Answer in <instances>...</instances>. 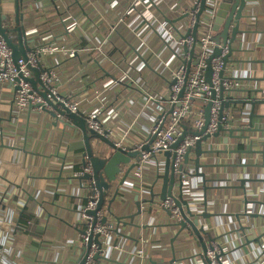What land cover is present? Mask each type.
I'll list each match as a JSON object with an SVG mask.
<instances>
[{"label": "crops", "instance_id": "crops-1", "mask_svg": "<svg viewBox=\"0 0 264 264\" xmlns=\"http://www.w3.org/2000/svg\"><path fill=\"white\" fill-rule=\"evenodd\" d=\"M249 1L251 2L250 19H247V23L252 31L237 42L239 46L235 48L236 51L231 59L236 61L232 70L240 77L241 82L236 99L264 101V0ZM2 2L3 13L11 15L12 0ZM52 2V0H36L33 5L28 1L24 4L20 3V13L24 17L23 24L28 30H36L33 35L35 38L37 33L43 35L40 40L55 41L61 36L60 15ZM172 3H178V0H173ZM181 3L184 4L185 0ZM60 7L62 8L61 5ZM74 14L79 28L63 35L62 39L57 41L58 44L79 45L83 48L88 40L103 41L108 37L96 16L92 14L83 16L78 9ZM157 14L160 15L158 12ZM118 34L131 38L123 27L118 28ZM162 43L163 41L152 33L147 41V48L138 44L134 49L142 53L147 64L151 66L152 53L160 52ZM110 48V44L104 42L105 51H109ZM238 49H242V52L238 53ZM111 51L115 53L114 49ZM131 54L130 52V56ZM90 58H93V55L86 50L79 54L76 61L64 60L58 65L57 72L60 77L58 91L63 95L79 93L81 95L79 107L82 111L101 106L104 111L103 118L111 117L108 124L124 127L131 125L130 143H124L127 147L132 146L146 135L150 124L151 106L145 103V95L153 92L161 97L165 96L168 93L165 83L146 65L142 72H135L131 76L133 83L128 87L122 85L111 89L107 96L99 100L103 81L98 80L97 66ZM119 59L120 55L114 56V61ZM46 63L49 65L50 61L46 60ZM13 95L14 90L8 83L0 84V209L2 210L0 221L6 219L10 224L8 226L0 222V230L3 232L0 233V243L8 242L5 237H10L11 242L15 243L8 259L12 263L8 264H74L75 247L67 243L69 241L80 243V241L75 229L65 223H74L79 209L82 208L79 198L82 194L78 191L79 183L78 186L77 182L65 179L70 175L62 172L61 181L58 177L62 165H65V168L70 166L75 168L80 163V154L83 152L82 138L77 131L65 127L60 122L56 124V120L51 115L47 113L38 115L34 109L31 111L26 109L13 125L9 121L13 108ZM233 108L238 110L233 113L234 123L238 125V129H247L245 120L249 107L238 104L230 106L231 110ZM254 113L264 116V105L255 107ZM113 114H116V117H113ZM152 114L155 115V112L153 111ZM261 126L264 127V119L262 121L258 118L253 119L252 128ZM110 129L116 131V127ZM15 130L24 136L20 138L19 151L5 147L9 145L8 142L5 143L6 145L2 144V139L5 140L9 136L7 133H13ZM235 135L250 137V140L254 141V150L264 147V134L256 135L261 137L259 139L245 131H238ZM223 137H226L225 132L220 134V140L215 139L211 143L216 142L217 149L225 150L227 146L226 151L243 152H235L231 155L218 152L216 153L218 156L210 158V164L213 166L206 170L210 180L207 186L213 187L206 192L207 212L210 213V218L203 220L201 228L211 236H220L219 244L223 248L225 264H264V249H262L264 227L256 220L251 221L242 212L243 189L232 188L240 185L239 179H264V159H258L255 154H244V151L251 148L248 140L232 139L224 145L221 139ZM91 143L93 149L97 150L98 143L93 140ZM192 158L194 159L195 156ZM192 169L193 166L190 164L188 170L191 173ZM129 180L133 181L132 174L127 182ZM185 180L192 191L195 187H202L200 178L187 176ZM136 183V189L126 187L128 188L126 196L131 197L114 207L113 213L122 220V223L129 224L120 225L121 235L113 236L111 239V243L122 247V252L118 259L114 260L115 262H101V264H138L140 260L133 261L131 254L137 248L140 239L144 240L148 249L147 255L152 259V253L166 254L169 261L167 264H170L171 250H174L173 258L176 261H172V264H202L201 257L199 258L202 253L201 244L190 237L186 230L177 236L176 228L167 227L170 217L165 211L160 210L157 203L154 206L144 204L141 215L132 218L136 214L132 202L133 196L137 199L139 191L141 197L145 196L146 193L142 191L145 186L148 187L146 183L139 181ZM245 186L248 200H264V182L245 183ZM257 188L260 189V194L255 192ZM183 198L188 199L189 196L184 195ZM106 202L107 207L109 201ZM250 210H254V205H248L247 211ZM259 212L263 214L264 208L261 207ZM228 214H234L237 218L230 219ZM133 222L138 223L139 226L134 225ZM237 229V234L235 232L229 234ZM241 229L246 231L245 235ZM256 231L263 233L259 242L261 244L253 242L244 246L245 239L249 242L255 239ZM227 233L228 235L224 237ZM240 234H243L242 237L238 236ZM202 239L204 244L209 246L208 240L205 237ZM159 254L152 262L160 263L165 259Z\"/></svg>", "mask_w": 264, "mask_h": 264}, {"label": "built area", "instance_id": "built-area-1", "mask_svg": "<svg viewBox=\"0 0 264 264\" xmlns=\"http://www.w3.org/2000/svg\"><path fill=\"white\" fill-rule=\"evenodd\" d=\"M25 1H28L33 5L36 0H21L20 3L24 4ZM52 1V4L56 7L60 15L59 25L62 30L60 38L55 41H46V39L40 40L43 35H40L39 33L36 34L35 38L33 35L36 33V30H28L23 24V17L22 25L25 32L22 42L27 43L30 50L26 53L27 61L24 62L23 60H18L17 63H15L12 58L11 49L6 45L5 41L0 38V84L8 83L9 87L14 90L12 99L13 108H11L9 121L15 125V122L21 118L26 109H30V111L31 109H34L38 112V115L44 113L41 106L37 105H44L47 110L53 111L51 107L46 105L41 96L32 89L30 83L26 81L32 77V73L27 68V65L38 68L41 71L40 81L42 85L49 90V101H55L62 105L65 109L73 113L80 114L86 120L88 129L99 135L105 136L107 139H110L117 148L129 149L140 153L141 157L138 161V165L131 173L133 181L129 180L124 185L119 187L121 196L117 197L116 203L121 202L123 199L126 201L131 197L126 196L127 190L128 188L136 189V181L146 183L148 186H145L142 191V193H146L144 194L145 196L141 197L139 191L137 199H148L149 189L152 188L155 181H161L160 179L162 177L165 164V157L162 153L168 151L184 132L188 133L184 137V140L173 151L175 154L174 166L177 169L178 166L183 164L184 156L188 149L193 148L196 143L201 140L202 136L193 135L191 133L200 132L204 126V111L206 105L209 102L212 103L210 108V122L205 131L206 135L212 136L217 131L218 117L222 106V100L219 99L220 90H224L225 96L231 99L230 101H238V99H236V94L239 93L238 87H240L241 82L239 79L240 77L235 75L232 70L236 61L231 60L232 55L235 52L229 57V63L224 64L223 58L229 51L228 43L217 46L213 41V18L219 3L223 1L205 0V9L199 16V28L195 43L193 42L191 33L193 26L197 22V13L201 7V0H185L184 4L181 3L182 0H178V3H172L173 0ZM250 5L251 2L247 1V7L244 11L247 19H250ZM76 9H78L83 16L88 14L96 16L108 37L103 39V41L88 40L87 45L83 48L79 45L70 46L66 44H58L57 41L61 40L63 35L70 34L79 28L74 14ZM157 12L161 16L158 15ZM183 16L185 17L183 18ZM247 19L245 22L241 23L240 28L252 31L249 28L250 26L247 23ZM173 20L175 21L172 22ZM169 21H171V23H169ZM10 26L11 23L9 21L4 23V27L8 28ZM119 27H123L125 31L131 35V38L129 39L123 34H118ZM152 33L158 36L163 43L160 52L152 53V57L150 59L152 65L150 66L147 64V61L144 59L142 53L138 52L137 49H134V46L139 44L142 47L147 48V41ZM243 37L244 36H241V38ZM10 38L14 40L15 35L11 33ZM241 38H239L238 41H240ZM104 42L110 44L111 46L110 50L107 52L104 49ZM237 42L232 43L231 47L233 49L236 47L238 48L239 43ZM216 47L220 49V55L211 60L212 87H209L204 78L206 60L213 53V49ZM112 49H114L115 53H112ZM191 49H194L193 55L190 54ZM86 50L93 55V58L90 59L95 61L94 63L97 66L96 70L98 80L103 81L101 84L102 91L98 96L99 100H101L102 97L107 96L109 94V90L111 89L122 85L124 87H128L133 83L131 76L135 72H142L146 65L150 67L159 78L163 79L165 83V89L168 92L165 96L161 97L153 92H148L145 95V103L150 104L151 106V112L149 115L150 124L146 135L139 142L133 144L131 143L132 146L127 147L124 143L129 142L132 131L131 125L124 127L121 125L117 126L116 124H108L111 117L104 116L105 119L103 118L104 111L101 106L91 108L87 111H82L79 107L81 102V95L79 93L63 95L58 91L57 85L60 80L57 72L58 65H60L64 60L76 61L79 54L85 52ZM130 52L132 53L131 56ZM116 55H120V59L118 61H114V56ZM46 60L50 61L49 65L46 63ZM193 60H197V65L194 69L189 71L187 80H185L188 71V63H192ZM16 64L19 68H17ZM20 74L21 78L19 77ZM17 79H19L18 82L16 81ZM183 88V96L179 98V94ZM231 89L235 91H230ZM212 90L215 92L214 100L211 99ZM196 101H201L204 104V107L197 106L195 104ZM153 111L155 112V115L152 114ZM231 111L232 110L230 108L224 111V119L229 118V113L231 114ZM140 113L143 115L142 112ZM112 116L116 117V114H113ZM55 120L57 124L60 122L61 118L58 116ZM245 121H247V119ZM112 127H116L115 132L110 129ZM234 127L238 128V125L234 123ZM224 128L227 129L228 125L224 124ZM1 133L3 137V132ZM7 134H9V136L5 140L2 139V144L6 145L5 143L8 142L9 145L5 147L13 150H20V138H24L22 133L15 130L13 133ZM154 137H156L155 140L151 141ZM214 140V138L205 142L201 140L203 151H211L212 149L215 151L221 150L216 148V142L211 143V141ZM144 147H149V151H144ZM253 147H255L254 141ZM194 156L195 154L191 151L189 155L190 164L193 163L195 158L193 159L192 157ZM212 156L218 155H204L202 156L201 161L203 163H210V158ZM256 157L259 159L258 156ZM81 159L82 154H80V163L77 164L75 168L70 166L69 168L63 167L61 169L62 172L70 175V177H72L71 180L77 182V185L78 178L84 175H89L90 177L93 175L91 165L87 163L83 166ZM188 166L189 165L185 166V169L188 173H191L190 170H188ZM183 178L184 188L181 192L182 197H184V195L189 196L188 199H183L189 202L191 212L197 216L203 212L202 203L204 191L202 190V187H195L194 191H192V188L189 189L185 180L187 175H183ZM92 182L93 179L91 178L87 181V184L83 186L84 188H78V191L82 194V196L79 197L81 203H83L84 200L85 205L84 208L81 205L82 208L79 209L74 223L70 224L65 221V224L68 227L75 229L78 233V239L80 241V243L78 241H69L67 243L69 246L75 247L76 259L74 264H76L78 256L82 253L81 247L86 246L88 237L91 234L93 236L97 234L99 235V239L102 243V249L99 250V247L92 243L90 248L86 250L87 257L85 264H101V262L112 263L111 261H114L115 259L117 260L118 256L122 252V247H120L119 244L114 245V243H111L113 236L121 235L120 225L123 223L118 226L117 233V223L110 214L108 206H105L107 204L106 201L110 198L106 199L104 206L96 212V216L91 217L87 214L88 211L96 209L99 199L98 191L95 189L92 190L89 187ZM157 188L158 191H156ZM259 190L260 189H258V192L260 194ZM153 192H160V184L154 187ZM179 193V191H174L173 195L177 196ZM156 203L161 208L160 210H170L172 212V215L170 216L171 222L180 221L182 219L178 208L174 206L172 198H167L164 202L155 199L152 206ZM260 210L261 208H259V210L254 209L253 211H247V213H260ZM1 211L2 210L0 209V212ZM112 211L114 212V206ZM104 218H106V222L102 223ZM0 222L4 225H10L7 223L6 219L1 220ZM133 224L139 226L138 223L133 222ZM10 229L12 231L14 230L13 228ZM83 231L85 234H82ZM0 233L3 234L1 230ZM238 236L242 237L241 234ZM5 239L8 240V242L0 243V264L12 263V261L8 259L15 243L11 242L10 237H5ZM262 249H264V245L262 246ZM147 251L148 249L145 247L144 240L140 239L137 243V248L131 254L132 260H140L138 264H167L169 262L166 258V254H159L158 252L152 253L151 257L154 259V257L159 254L165 259L161 260L160 263L152 262L153 259L147 255ZM97 252L101 257L98 262L94 260V256ZM220 253H222L221 248L214 244L213 249L209 250L205 257L211 262V264H225L224 256H219ZM171 255L172 261L175 262L176 259L173 258L174 250H171ZM172 261L170 264H172ZM200 261L203 264L201 258Z\"/></svg>", "mask_w": 264, "mask_h": 264}, {"label": "water", "instance_id": "water-1", "mask_svg": "<svg viewBox=\"0 0 264 264\" xmlns=\"http://www.w3.org/2000/svg\"><path fill=\"white\" fill-rule=\"evenodd\" d=\"M3 0H0V38H2L6 45L11 49L12 51V58L15 63H17L18 60H23L24 62L27 61L26 58V53L30 50L27 43L22 42V38L24 36V27L22 25L23 22V17L22 14L20 13V2L21 0H12L13 3V11L11 15H7L3 13ZM247 1L249 0H228L226 2H220L219 6L214 14L213 18V25H212V32H213V41L215 44L218 45H225L228 43L229 46V51L228 54L223 58L224 64L229 63V57L234 53L236 50L231 47L232 43L237 42L241 36H246L250 34V31H247L246 29H241V23L245 22L247 17L244 14V11L247 7ZM205 9V0H201V7L199 12L197 13V22L192 28V38L193 42H196L197 39V32L199 28V16L202 13V11ZM185 16H183L184 18ZM9 21L11 23L10 27H4V23ZM173 20L172 22H174ZM171 23V21H169ZM13 33L15 35V39L13 40L10 38V34ZM186 51V49H185ZM242 50H238V53H241ZM190 54H194V49L190 50ZM220 55V49L218 47L213 49V53L208 57L206 60V68L204 72V78L206 83L209 85V87H212V68H211V60L217 56ZM255 64V63H254ZM197 65V60H193L192 63H188V71L185 77V80H187L189 71L191 69H194ZM17 68L18 65L16 64ZM27 68L30 70L32 73V77L27 79L34 91H36L43 101L48 105L49 107L52 108L53 111L47 110L44 105H37L41 106V109L44 113H47L51 115L52 118H57L58 116L61 118L60 123L64 124L65 127L70 128L73 131H77L81 138H82V143H83V152H82V159L81 163L82 165H86L89 163L92 167L93 170V175L90 177L89 175H84L80 178L77 179L79 185L81 188H84L85 184H87V181L89 179H93V182L90 183V189H95L99 193V199L97 202V206L95 210L88 211V215L91 217L96 216V212L100 210L106 201V199L110 197L109 201V206L108 210L110 211V214L114 218V220L117 223L116 227V232L118 233V226L122 224V220L118 218L114 213H113V206L115 207L116 205H120L125 201L123 199L119 203H115L117 197L121 196V193L119 191V187L124 185L127 180L130 178L131 173L134 171V169L138 165V161L140 160V153L131 151L129 149H122V148H117L113 141L110 139H107L105 136L99 135L92 130L88 129L86 120L80 115L73 113L67 109H65L62 105L58 104L55 101H49L48 95H49V90L45 88L41 81H40V74L41 71L38 68L31 67L30 65H27ZM221 75V74H220ZM21 78V74L19 75ZM222 78V77H221ZM251 80V79H250ZM257 80V79H256ZM17 82L19 79L16 80ZM230 91H235L231 89ZM246 91V90H245ZM247 93L249 91H246ZM184 93V88L181 90L179 94V98L183 96ZM212 96L211 99H215V92L212 90L211 91ZM219 99L222 100V106L219 112V117H218V128L216 133H214L212 136L206 135V129L207 125L210 122V108L212 103L209 102L204 111V126L202 127L201 131L198 133H191L193 135L197 136H202L201 140L202 141H207L211 138L218 139L220 140V134L225 132L226 137L221 138L222 139V144L227 145L229 140H248L249 141V146L251 147L250 150L244 151V154H255V156H258L260 159H264V148L261 150H253V141L250 140V137H245V136H237L235 133L238 131H245V132H250L252 136L259 135V134H264V127H256L252 128V122L253 119L258 118L260 121L264 119V116L262 115H256L254 113V108L256 105H261L264 103V101H254V100H241V101H230L231 99L227 98L225 96V92L223 89L220 90L219 93ZM241 105V106H248L249 109L247 110V129H238L234 127V120L233 117L235 114L234 112H238L237 109H232V114H230L229 118L224 119V111L230 108L231 105ZM32 108V107H30ZM224 124L228 125V128H224ZM255 133L256 135H254ZM187 132H184L183 135L178 138V140L169 148L168 151L162 153V155L165 157V164H164V170L163 174L161 177V181H155L154 185L152 186L151 189H149V196L148 199H141L138 200L133 196L132 202L134 203V206L136 208V214L132 216V218L137 217L141 215L142 213V205L143 204H152L155 199L164 202L167 198H172L174 201V206L178 208L179 214L181 216L180 221H170L167 224V227L169 228H176L178 229L176 234L179 236L181 232L186 230L189 234L190 237L194 238L201 244V249L202 253L199 255L201 257V260L203 264H211V262L206 259V253L209 250L213 249V245H218L221 248L222 253H220L219 256H224L223 248L219 244V239L220 236H211L209 233H205L204 229L201 228V225L204 223L203 220H206L210 218V213L207 212V198H206V192L213 187L207 186V183L210 181L207 177L206 170L212 168L213 164L210 163H203L201 161L202 156L210 154H216L218 152L222 154H233L235 152H243V151H226L227 146L225 147V150H217L215 151L212 149L211 151H203V146L201 144V140L196 143V145L193 148L188 149L187 153L184 156V161L183 164L178 166L176 169L174 166V150L178 147V145L184 140V137L187 135ZM257 138H261L260 136H256ZM156 137H154L151 141H154ZM95 141L98 143L99 147L96 150L95 148L93 149L91 141ZM19 150V149H17ZM144 151H149V147H144ZM193 151L195 154V159L193 160V163L191 165L193 166V172L188 173L186 171L185 166L190 165L189 163V155ZM264 163V162H263ZM65 164V162H64ZM247 166V165H246ZM257 166V165H255ZM64 165L61 166L59 173H60V178L59 180L61 181V176L62 173V168ZM264 167V164H263ZM204 169V171H203ZM183 175H187L190 178L197 177L201 179V186L202 190L204 191V196H203V203H202V210L203 212L201 214H198L197 216L191 212L190 210V205L189 202L184 200L182 197V190L184 188V178ZM72 177H66L65 179L67 181H70ZM255 182H264V179H256V178H251L249 179H239V186H235L232 188L235 189H243V199H241L242 203V212L247 216L249 219L256 220L260 223L262 227H264V213H247V208L248 205H254L255 210H259V208L263 207L264 208V200H248L246 195H247V190L245 183H255ZM160 184V192L159 193H154L153 189L155 186ZM217 187H215L216 189ZM220 188V187H218ZM231 188V187H230ZM258 188L255 190L257 191ZM174 191H179L180 193L177 196H174ZM30 199V196L28 197ZM35 201V200H32ZM85 201L83 200L82 207L84 208ZM167 215L170 217L172 215V212L170 210H165ZM230 219H236L237 216L234 214H228ZM106 222V218L102 220V223ZM124 226L129 225L128 223L124 224ZM168 229V228H167ZM248 230V228H247ZM242 233L245 235L246 231L242 230ZM234 232L237 234V230H233L229 232L230 235L234 234ZM257 235L255 236V239H252L250 242L248 239L244 240V246H247L250 243L256 242V244L260 245L261 243L260 240L262 239V234L263 233H258V231L255 232ZM82 234H85L84 231ZM241 234V235H243ZM228 233L225 236H227ZM176 236V237H177ZM202 237H205L209 243L208 245H205L203 242ZM174 240V239H173ZM172 240V242H173ZM94 243L96 244L99 248V250L102 249V243L99 239V235L93 236L92 234L89 235L88 237V242L86 246L82 247V253L78 256L76 260V264H85L87 253L86 250H88L91 246V244ZM243 246V247H244ZM100 254L97 252L96 255L94 256L95 261H99L100 259ZM115 262V261H111Z\"/></svg>", "mask_w": 264, "mask_h": 264}, {"label": "trees", "instance_id": "trees-1", "mask_svg": "<svg viewBox=\"0 0 264 264\" xmlns=\"http://www.w3.org/2000/svg\"><path fill=\"white\" fill-rule=\"evenodd\" d=\"M222 1L226 2V1H228V0H222ZM12 34H13V33H12ZM195 104H196L197 106L204 107V104H203L201 101H196ZM261 105H264V103H262ZM261 105H256L255 107L258 108V107L261 106ZM254 109H255V108H254ZM212 235H214V234L212 233Z\"/></svg>", "mask_w": 264, "mask_h": 264}]
</instances>
